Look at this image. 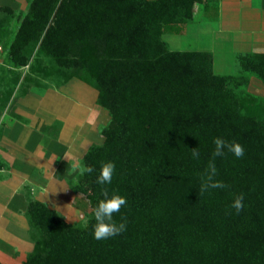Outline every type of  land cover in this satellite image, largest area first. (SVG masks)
Returning a JSON list of instances; mask_svg holds the SVG:
<instances>
[{
  "label": "trees",
  "instance_id": "obj_1",
  "mask_svg": "<svg viewBox=\"0 0 264 264\" xmlns=\"http://www.w3.org/2000/svg\"><path fill=\"white\" fill-rule=\"evenodd\" d=\"M200 2L32 0L19 17L12 60L26 65V52L37 47L59 67L80 70L112 117L104 143L84 156L93 170L76 186L93 209L88 226L31 201L28 217L40 236L24 264H264V109L213 72L210 53L170 51L162 39L184 34ZM237 59L264 81V54ZM217 136L245 153L215 157V179L225 187L201 193ZM107 160L116 164L109 193L127 199L113 215L126 218L127 228L97 240L93 213L103 195L96 176ZM241 193L245 207L237 213L230 205Z\"/></svg>",
  "mask_w": 264,
  "mask_h": 264
},
{
  "label": "rangeland",
  "instance_id": "obj_2",
  "mask_svg": "<svg viewBox=\"0 0 264 264\" xmlns=\"http://www.w3.org/2000/svg\"><path fill=\"white\" fill-rule=\"evenodd\" d=\"M31 1L0 0L1 264H24L35 249L40 234L28 217L31 201L42 202L69 224L86 228L84 220L89 221L93 209L86 195L76 190L84 173L71 165L84 164L90 147L104 143L102 130L112 119L98 102L99 89L81 80L80 70L59 67L37 47L26 52V65L12 60L9 50L19 17L30 10ZM207 12L215 17V4ZM165 35L162 39L170 51H192L179 50L187 43L185 38L181 43L180 38L171 39L176 34ZM200 52L212 55L216 75L239 84L244 101L264 109V81L241 69L237 59L264 51L235 54L228 59L229 68L220 51Z\"/></svg>",
  "mask_w": 264,
  "mask_h": 264
},
{
  "label": "crops",
  "instance_id": "obj_3",
  "mask_svg": "<svg viewBox=\"0 0 264 264\" xmlns=\"http://www.w3.org/2000/svg\"><path fill=\"white\" fill-rule=\"evenodd\" d=\"M198 4L184 34L171 38L186 40L179 50L220 51L226 68L235 54L264 51V0H201ZM214 4L212 18L207 8Z\"/></svg>",
  "mask_w": 264,
  "mask_h": 264
},
{
  "label": "clouds",
  "instance_id": "obj_4",
  "mask_svg": "<svg viewBox=\"0 0 264 264\" xmlns=\"http://www.w3.org/2000/svg\"><path fill=\"white\" fill-rule=\"evenodd\" d=\"M214 149L212 152L213 160L209 162L206 173L201 176L200 191L201 193L214 188H223L225 184L215 179L217 168L215 165V157H223L226 153L230 152L235 157H241L245 153L244 146L238 141H229L222 136L214 137ZM193 158H199L200 152L197 148H192L191 153ZM79 168L80 174L91 172V166L85 165L82 162L77 164L73 163L71 169ZM116 169V164L112 160H107L101 163L99 173L96 176V183L101 186L100 191L103 198L100 199L94 209L95 223L92 225L93 237L97 240L107 239L119 235L127 228V220L123 216L117 221L114 218V213H118L121 207L126 205L127 199L117 191L109 193L107 185L112 183L113 175ZM230 207L239 213L244 207V195L238 194L234 197ZM88 220H84V227L88 226Z\"/></svg>",
  "mask_w": 264,
  "mask_h": 264
}]
</instances>
